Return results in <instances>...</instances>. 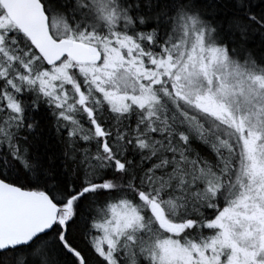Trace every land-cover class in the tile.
<instances>
[{"label":"snow or ice","instance_id":"1","mask_svg":"<svg viewBox=\"0 0 264 264\" xmlns=\"http://www.w3.org/2000/svg\"><path fill=\"white\" fill-rule=\"evenodd\" d=\"M0 264H264V0H0Z\"/></svg>","mask_w":264,"mask_h":264}]
</instances>
